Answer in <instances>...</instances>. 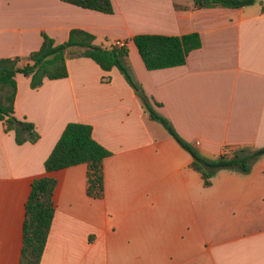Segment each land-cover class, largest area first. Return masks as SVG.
I'll use <instances>...</instances> for the list:
<instances>
[{"label": "crops", "instance_id": "crops-1", "mask_svg": "<svg viewBox=\"0 0 264 264\" xmlns=\"http://www.w3.org/2000/svg\"><path fill=\"white\" fill-rule=\"evenodd\" d=\"M110 1L111 12L68 0H0V57L25 56L42 32L54 42L71 28L92 32L101 45L123 40L146 98L199 153L215 158L264 145V0L190 8ZM188 32L201 44L185 62L153 69L132 40ZM66 67V76L37 87L15 74L13 113L33 122L39 137L17 143L0 119V264H18L24 204L43 174L56 179L55 210L39 264H264V152L247 171L222 167L204 185L190 151L150 118L116 66L106 71L71 56ZM68 121L90 123L110 151L101 197L86 193L85 162L45 171Z\"/></svg>", "mask_w": 264, "mask_h": 264}, {"label": "trees", "instance_id": "trees-1", "mask_svg": "<svg viewBox=\"0 0 264 264\" xmlns=\"http://www.w3.org/2000/svg\"><path fill=\"white\" fill-rule=\"evenodd\" d=\"M83 7L111 12L110 0H68ZM254 0H192V4H181L173 0L176 8L223 5L237 7ZM95 35L82 28H71L68 37L61 42L42 32V41L38 48L25 56L0 57V119L4 129L14 131L15 140L34 142L39 133L33 122L14 115L16 94V72L29 76L31 87L39 86L45 77L58 78L67 75L66 58L88 56L103 70L116 66L132 88L137 91L140 83L134 78L126 61L128 46L117 45L114 41L101 45L95 42ZM132 40L148 69L172 66L185 62L188 52L200 46L197 32L180 35L163 33H136ZM104 75V79H108ZM142 105L150 118L160 122L178 142L190 151L193 159L190 166L197 170L204 185L211 183V177L217 169L226 167L238 171H247L250 163L264 152V145L250 148L235 147L231 155L220 154L215 158L202 155L190 143L176 132L170 122L153 108L151 101L142 99ZM110 151L92 136V125L80 121H68L49 154L44 159L46 172L85 162L86 193L101 197L104 190L103 158ZM56 179L43 174L32 179L30 190L24 204L22 221V243L18 264H39L54 215L53 190Z\"/></svg>", "mask_w": 264, "mask_h": 264}, {"label": "water", "instance_id": "water-1", "mask_svg": "<svg viewBox=\"0 0 264 264\" xmlns=\"http://www.w3.org/2000/svg\"><path fill=\"white\" fill-rule=\"evenodd\" d=\"M136 93H137V94L139 95V97H141L142 99H145V98H146V96H145V94L143 93L142 89L137 90Z\"/></svg>", "mask_w": 264, "mask_h": 264}, {"label": "built area", "instance_id": "built-area-1", "mask_svg": "<svg viewBox=\"0 0 264 264\" xmlns=\"http://www.w3.org/2000/svg\"><path fill=\"white\" fill-rule=\"evenodd\" d=\"M114 42H115L117 45H122V44H124V41H123V40H120V39H116V40H114Z\"/></svg>", "mask_w": 264, "mask_h": 264}, {"label": "rangeland", "instance_id": "rangeland-1", "mask_svg": "<svg viewBox=\"0 0 264 264\" xmlns=\"http://www.w3.org/2000/svg\"><path fill=\"white\" fill-rule=\"evenodd\" d=\"M110 43V42H109ZM109 43H107V44H109Z\"/></svg>", "mask_w": 264, "mask_h": 264}]
</instances>
